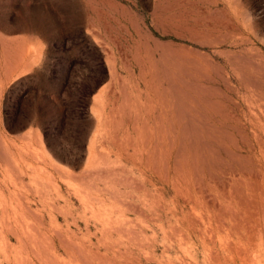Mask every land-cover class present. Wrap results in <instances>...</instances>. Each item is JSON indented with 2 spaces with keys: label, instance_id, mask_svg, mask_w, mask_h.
Wrapping results in <instances>:
<instances>
[{
  "label": "rangeland",
  "instance_id": "obj_1",
  "mask_svg": "<svg viewBox=\"0 0 264 264\" xmlns=\"http://www.w3.org/2000/svg\"><path fill=\"white\" fill-rule=\"evenodd\" d=\"M0 264H264V0H0Z\"/></svg>",
  "mask_w": 264,
  "mask_h": 264
}]
</instances>
